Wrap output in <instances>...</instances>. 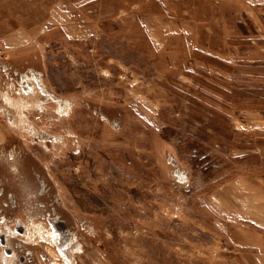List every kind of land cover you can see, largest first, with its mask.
I'll list each match as a JSON object with an SVG mask.
<instances>
[{
	"label": "rangeland",
	"instance_id": "rangeland-1",
	"mask_svg": "<svg viewBox=\"0 0 264 264\" xmlns=\"http://www.w3.org/2000/svg\"><path fill=\"white\" fill-rule=\"evenodd\" d=\"M247 219L264 0H0V255L68 264L54 221L75 264H264Z\"/></svg>",
	"mask_w": 264,
	"mask_h": 264
},
{
	"label": "bare ground",
	"instance_id": "bare-ground-1",
	"mask_svg": "<svg viewBox=\"0 0 264 264\" xmlns=\"http://www.w3.org/2000/svg\"><path fill=\"white\" fill-rule=\"evenodd\" d=\"M51 226L52 227L50 229V233L49 234L51 235V238L54 239L55 246H57L59 244L58 248H60L61 256L64 258L66 263L75 264L73 257H70L68 255V253L70 252L71 249H73L75 247V244L77 243V238H75V236H73V235L70 236L68 234V230H67L66 226L63 228L64 225L60 226V224H57L56 222L52 221ZM2 238L3 237L0 236V246L2 245V243H1L2 242L1 241ZM68 238H69V241L64 246L63 244L67 241ZM62 246H63V248H62ZM16 256H17L16 252H11L10 253L6 249L0 255V261H1L2 264H13L14 259L16 258Z\"/></svg>",
	"mask_w": 264,
	"mask_h": 264
},
{
	"label": "crops",
	"instance_id": "crops-1",
	"mask_svg": "<svg viewBox=\"0 0 264 264\" xmlns=\"http://www.w3.org/2000/svg\"><path fill=\"white\" fill-rule=\"evenodd\" d=\"M246 222L247 223H249V224H251L252 225V227L253 228H260V232H262V233H258V234H256V236H258V238H252L253 239V241H255L256 242V239H258V241L259 242H261V243H264V228L263 227H261L255 220H253V219H250V220H246ZM239 239H237V241H238ZM237 241H236V243H237ZM260 252V251H259ZM261 253V252H260ZM259 261V260H258ZM259 263H260V261H259Z\"/></svg>",
	"mask_w": 264,
	"mask_h": 264
},
{
	"label": "flooded vegetation",
	"instance_id": "flooded-vegetation-1",
	"mask_svg": "<svg viewBox=\"0 0 264 264\" xmlns=\"http://www.w3.org/2000/svg\"><path fill=\"white\" fill-rule=\"evenodd\" d=\"M4 192H5V190L4 189H2V195L4 194ZM17 254V253H16ZM27 255H29V253L27 254ZM30 255H32L31 253H30ZM33 260V258L32 259H27V258H25V257H20V259L18 258V261H19V264H26V263H28V262H31ZM29 264V263H28Z\"/></svg>",
	"mask_w": 264,
	"mask_h": 264
},
{
	"label": "water",
	"instance_id": "water-1",
	"mask_svg": "<svg viewBox=\"0 0 264 264\" xmlns=\"http://www.w3.org/2000/svg\"><path fill=\"white\" fill-rule=\"evenodd\" d=\"M54 222V221H53ZM64 225V223H60V226Z\"/></svg>",
	"mask_w": 264,
	"mask_h": 264
}]
</instances>
